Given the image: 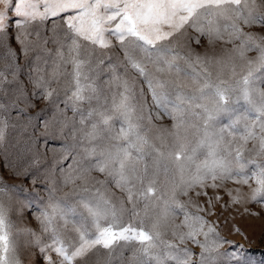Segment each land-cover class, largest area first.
Segmentation results:
<instances>
[{
	"label": "snow or ice",
	"instance_id": "1",
	"mask_svg": "<svg viewBox=\"0 0 264 264\" xmlns=\"http://www.w3.org/2000/svg\"><path fill=\"white\" fill-rule=\"evenodd\" d=\"M257 28L264 30V0H0V47L10 60L0 69L3 170L31 176L36 185L39 174L30 169L40 163V137L46 150L60 154L36 192L38 198L47 194L34 213L47 242L30 228L14 231L0 200V264H23L20 249L32 245L45 264H113L118 249L120 264L125 251L131 253L127 264H251L243 246L226 240L199 214L205 208L190 193L208 196L205 189L230 181L238 186L226 190L231 204L244 205L252 216L260 213L247 205L264 208V35ZM10 32L22 55L36 53L37 75L30 82L39 92L32 95L54 106L52 120H40L43 112L28 117L15 143L9 141V128L16 127L11 110L19 101L32 105L22 89L7 99L4 86L18 72ZM202 38L209 46L225 45L224 54L196 52L193 44L200 46ZM50 42L56 58L45 76ZM114 49L123 57L118 63L111 62ZM106 60L111 75L101 80ZM61 76L70 78L62 101L53 87ZM241 103L242 110L235 107ZM153 115L167 116L171 131L158 129ZM34 119L45 129L40 137L28 132L29 126L35 129ZM13 155L15 164L9 162ZM93 171L107 179H96ZM109 182L130 207L107 194ZM63 188L69 191L58 197ZM21 191L26 192L6 184L0 172V196ZM208 205L214 208L212 197ZM178 215L183 220L173 223L172 238L166 239L161 221ZM69 226L75 238L66 237ZM234 231L243 235L239 227ZM188 243L201 249L198 260ZM224 244L229 251H219Z\"/></svg>",
	"mask_w": 264,
	"mask_h": 264
},
{
	"label": "rangeland",
	"instance_id": "2",
	"mask_svg": "<svg viewBox=\"0 0 264 264\" xmlns=\"http://www.w3.org/2000/svg\"><path fill=\"white\" fill-rule=\"evenodd\" d=\"M49 28L52 27V24L49 23ZM62 31V28H61ZM254 31L258 32L260 35H264V30L262 29H254ZM51 35V33H48ZM14 35L13 32H10V37L8 43L11 46L18 57L17 64H18V72L16 80L12 84H7L4 87L8 90V100H12L15 98L14 90L22 89L28 96L29 101L31 102L32 106L26 105L23 101H19L17 103V107L11 110L10 114V124L16 125L15 128H9V141L10 143H15L17 137V133L19 129L24 124H28V117H36L38 114L43 112V115L40 117V120L48 119L52 120L54 114V106L50 104L48 100L43 98H36L32 94L33 92H39V89L34 88L33 84L30 82V77L35 78L37 72L34 70V57L36 55L35 52H30L27 56L21 54L20 45L16 42L14 38H11ZM225 45L220 42H217L213 46L208 45L207 38L201 39V45L197 46L193 44V48L196 52L203 54L205 51L209 52L210 54L214 53L216 55H223ZM47 48L51 51V55L44 57L48 63L47 66L44 68V72L42 73L45 76H49L53 71V61L56 58V45L53 43H49ZM186 50V49H185ZM7 49L0 47V69L5 67L6 63H10V60H5ZM43 55V53H41ZM112 55V63H118L119 60H122V54L119 52L118 49H114L111 53ZM250 56H255V53H249ZM108 61H105V64L99 68L101 72L100 79L106 80L111 75L110 71L107 68ZM63 71V69H61ZM71 71L70 66L67 69ZM8 79L12 80L13 77L11 74H8ZM68 76H61L60 83L54 84L53 87L57 88L59 92V99L62 101L64 97V88L67 86L69 81ZM149 103L151 102V97H148ZM235 107L239 109H243V104L235 105ZM59 108L63 109L64 104L59 103ZM24 110L23 115H18L20 110ZM153 114L155 113L156 109H152ZM67 117L71 118L73 113L69 110L66 112ZM221 123H226L227 120L224 117H221ZM153 124L156 125L158 129H167L171 131L172 129V121L167 117L162 115V119L156 120L155 115H153ZM31 125H35V129L31 126L28 128L29 133H34L37 137H40V133L43 132L45 129L43 125L38 120H32ZM27 138V133L25 137ZM71 142V141H69ZM39 152L41 153L40 156V163L35 165L34 168L30 169V172L33 175L39 174V179L36 185H33L31 182V176L24 177L19 176L16 177L11 174L10 171L3 170V162L4 156L0 155V172H3L4 175V182L8 185H16L21 189L26 190L21 191L19 193H9V195L0 196V200L3 201L6 208L10 210V218L15 224V230H20L24 228H30L34 230L38 235L41 236L42 240L47 242V235L41 232L40 224L36 220L34 213L38 211V204L37 200H39V204L43 205L47 201V194L40 192L39 198L36 195V192L42 189L44 183V174L46 172H50L54 166V162L60 159V154H53L51 149H45L43 146V138L40 137V143L37 145ZM14 151V150H12ZM82 155V153H81ZM9 162L15 164L14 155L9 157ZM71 162V159L68 161H64V166ZM55 167L57 168V175L58 169L60 167L59 164H56ZM98 180H106L103 174L99 172L93 171L91 174ZM161 181H163V177H161ZM99 186V185H97ZM108 195H111L114 200L117 198H121L125 200V206L130 207L127 204V200L125 194L122 193L119 189L115 188V186L109 182L108 185ZM237 185L233 184L232 182H226L223 188L219 189H212L207 188L208 196H195L194 193H190L192 195V199L194 203L203 205L205 208L204 212L199 213L200 215L204 216L209 223L215 225L222 237L226 240L231 241L234 245H241L243 246V255L246 259L250 260L251 264H264V208H262L259 204H249L247 207L251 212H258L260 213L258 216L248 215L244 212V205H234L231 204L229 196L226 194V190L229 188H236ZM247 191V189H244ZM68 188H63L62 190L58 191L56 194L58 197H63L66 192H68ZM199 191V189H197ZM220 195L223 197L222 201L217 202L214 198ZM208 197L213 198L214 208H209L208 205ZM186 200L187 198H182ZM118 202V201H117ZM29 203H31V207H29ZM229 204L227 208L222 207L223 204ZM142 209V206H141ZM190 211H195V208L191 205L189 206ZM210 212H214L215 214H209ZM183 220L182 215H178L175 217L174 221L170 218L167 222L161 221L162 223V231H166L167 234L165 236L166 239H171V226L174 224H180ZM235 227H239L243 233L237 234L234 231ZM66 237L75 238V233L71 230V226L65 231ZM31 239V237H29ZM201 239H203L201 237ZM187 247L191 248L195 255L193 260L199 259V253L201 249L191 243L186 245ZM229 244H224L222 248L219 250L221 252L229 251ZM55 258V253H49ZM130 251L124 252V264H127V258L130 256ZM21 259L23 264H45L38 247L32 245L27 248L23 246L20 249ZM102 256L104 259H107V252L102 250ZM95 259V257L93 258ZM113 264H120V257H119V249L115 254V259L113 260Z\"/></svg>",
	"mask_w": 264,
	"mask_h": 264
}]
</instances>
